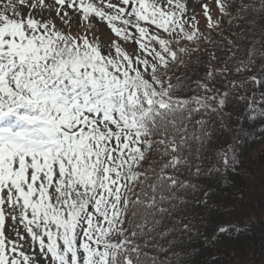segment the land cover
Instances as JSON below:
<instances>
[{"label":"snow or ice","instance_id":"obj_1","mask_svg":"<svg viewBox=\"0 0 264 264\" xmlns=\"http://www.w3.org/2000/svg\"><path fill=\"white\" fill-rule=\"evenodd\" d=\"M215 2L229 23L252 8L239 0L232 16L236 0ZM188 11L186 0H0V264H168L143 249L164 251L152 233L198 187L180 169L193 167L189 141L202 149L209 132L200 119L190 135L189 122L221 111L237 88L264 86L261 68L222 94L197 83L212 95L178 96L183 84L172 74L194 51L180 42L202 37ZM99 22L117 38L110 45L91 35ZM253 51L237 61L238 74L251 71ZM230 59L207 78L227 74ZM235 98L248 100L251 118L264 116L255 93ZM217 163H236L231 146Z\"/></svg>","mask_w":264,"mask_h":264},{"label":"trees","instance_id":"obj_2","mask_svg":"<svg viewBox=\"0 0 264 264\" xmlns=\"http://www.w3.org/2000/svg\"><path fill=\"white\" fill-rule=\"evenodd\" d=\"M245 3L257 11L249 8L246 13H241L243 19H233L231 23L221 16L227 20L228 26L219 24L218 31L212 30L210 38L218 44L207 42L203 47L194 49L187 40L180 42V47L194 51L187 62L172 74V83L175 84V78L179 77L183 84V90L177 92L178 96L212 95L198 89L197 83L207 84L222 94L229 91L230 82L242 81L264 68V11L260 10L261 0H245ZM229 12L236 16L235 8ZM176 47L173 44V48ZM250 50H254L251 71L238 74L235 71L237 61H247ZM213 52L215 60H211ZM226 57H232L227 61L228 73L214 72L211 79L207 78L208 71L225 66ZM245 87L247 92L237 88L235 93H231L221 111H201L194 114L188 124L191 135L193 129H199L195 121L206 120L209 137L202 149L197 141H189L190 151H185L184 155L193 167L191 170L187 167L180 169L179 179L198 187L188 193L187 203L181 205L182 211L162 219L152 233V243L164 251H157L151 246L143 249L160 261L167 260L168 264H256L260 243V263L264 264V237L260 242L264 226V138H261L264 137V116L251 118L248 100L235 98L236 95L250 97L255 93L258 109H264V102H260L264 86L254 87L248 83ZM229 146L234 149L236 163L226 170L217 161ZM196 164L201 165L199 176L195 175ZM205 192L208 193L206 197ZM176 220L179 225L173 224ZM184 224H188L192 232L180 231ZM228 226H231L229 231H218L220 227ZM165 232L166 235H160ZM138 242L143 243L142 240Z\"/></svg>","mask_w":264,"mask_h":264},{"label":"rangeland","instance_id":"obj_3","mask_svg":"<svg viewBox=\"0 0 264 264\" xmlns=\"http://www.w3.org/2000/svg\"><path fill=\"white\" fill-rule=\"evenodd\" d=\"M239 3V0H236V3L233 4V6L230 9L235 8ZM245 3V0H244ZM202 5L208 6V11L211 15V19L213 22L219 21V24H222L223 26H228L227 20H223L221 17V13L219 11L218 6L216 5L215 0H186V6L189 9L187 15L189 17L195 16V21L193 23L196 24V27L199 29V32L202 33V37L197 40L188 41L189 46L191 48H199L203 47L207 42L204 39L205 37L211 38L212 36V30L208 27V19L204 16V8ZM229 9V10H230ZM223 23H222V21ZM59 26V24H58ZM187 30L191 32L193 29L189 25L187 27ZM71 31L73 34H77L78 31H81L78 22H73L71 26ZM91 35L97 36L100 39L101 44L103 45H110L111 41L113 39H117L113 33H111V30L106 26L105 23L99 22L95 24L94 29L92 30ZM186 40V39H184ZM182 41V40H181ZM122 47L129 53L134 54L137 52V45L134 42H125L121 41ZM234 144L236 142H233ZM234 149H232L233 151Z\"/></svg>","mask_w":264,"mask_h":264},{"label":"water","instance_id":"obj_4","mask_svg":"<svg viewBox=\"0 0 264 264\" xmlns=\"http://www.w3.org/2000/svg\"><path fill=\"white\" fill-rule=\"evenodd\" d=\"M263 237H264V226H263V229H262L260 242L262 241ZM261 252H262V250H261V246H260V243H259L258 250H257V262H256V264H261L260 263V259H259L260 255H261Z\"/></svg>","mask_w":264,"mask_h":264}]
</instances>
